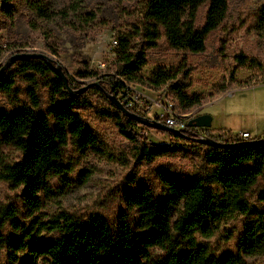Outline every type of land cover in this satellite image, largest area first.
<instances>
[{
  "label": "trees",
  "instance_id": "1",
  "mask_svg": "<svg viewBox=\"0 0 264 264\" xmlns=\"http://www.w3.org/2000/svg\"><path fill=\"white\" fill-rule=\"evenodd\" d=\"M11 1L0 0V29L2 19L12 17ZM31 4L40 17L46 16L42 0ZM227 11V0H143L138 22L119 32L116 38L114 57L107 68L111 72L80 66L75 73L77 78L99 83L100 86L88 90L98 94L107 105L99 113L111 119L120 135L133 145L137 164L149 166L159 158H172L183 152L196 157L199 165L191 174H180L167 165L157 171V182L126 179L115 191L114 197L121 208L113 218L94 214L82 220L64 215L51 221L50 230L55 236L29 244L2 236L0 244L26 249L27 258L20 264H251L249 259L264 258V211L248 200L252 189L264 178V144L252 146L249 141L222 131L218 135L208 132V137L234 147H209L194 140L197 133L192 128L182 130L183 137L169 134L189 146L149 143L139 130L144 126L126 118L104 93L117 99L116 93L125 84L153 91L168 86L177 111L203 106L209 99L189 93L193 82L185 59L175 68L154 69L145 76L147 53L156 49L161 39L175 51L205 52L208 38L221 26ZM256 20L260 28L264 26V0ZM9 48L0 44V58ZM254 61L247 63L243 55L237 56L238 67L249 66ZM18 62L14 71L9 69L0 75V95L8 97L13 107H0V181L22 189L26 206L38 209L40 194L49 181L67 170L66 147L72 144L99 151L102 143L77 113L93 106L86 97L88 90L78 97L71 96L63 81L55 76L52 65L44 59ZM235 69L225 82H220L216 93L258 85L252 78L244 82L234 80ZM63 72L70 88H81ZM40 78L50 79V107L46 111L38 84ZM17 81L27 86V105L18 106ZM8 148L19 153L17 161H5L4 150ZM258 198L264 200V192ZM12 208L7 205L0 211V232L6 215L11 216L10 221L14 217L16 212ZM235 215L250 218L235 253L222 252L208 242H200V238L212 237L224 221Z\"/></svg>",
  "mask_w": 264,
  "mask_h": 264
},
{
  "label": "rangeland",
  "instance_id": "2",
  "mask_svg": "<svg viewBox=\"0 0 264 264\" xmlns=\"http://www.w3.org/2000/svg\"><path fill=\"white\" fill-rule=\"evenodd\" d=\"M32 2L38 0H12V17L3 18L0 29V44L11 46L0 58V65L16 53H43L57 62L79 87L93 82V79H79L76 72L80 66L89 70L97 69L110 73L107 68L98 69L96 58L108 48L110 40L118 38L119 32L129 30L138 22L139 8L143 0H42L47 14L40 17ZM226 17L206 42V50L201 54L182 53L168 48L161 39L156 49L147 53V67L143 74L158 68L177 67L185 59L191 70L192 87L190 94L207 98L201 107L188 111H177L176 102L168 86L153 91L138 86L146 96L156 102L171 101L178 115L190 120L201 114L212 117V135L227 131L234 136L247 132L252 139L264 136V26L259 27L256 17L262 0H227ZM203 17V10L199 20ZM243 55L249 66L238 67L237 56ZM262 65H258V63ZM19 62L9 69L14 71ZM238 67V68H237ZM234 71V80L244 82L252 78L256 86L237 87L233 94L216 93L220 82H225ZM8 69V70H9ZM7 70V71H8ZM108 71V72H107ZM50 79L38 81L40 94L44 100L43 110L50 107ZM19 88L18 106L27 105V86L17 81ZM86 97L93 102L92 108L79 110L87 128L102 143L99 151L80 149L69 144L66 147V172L61 177L52 178L48 187L40 194L39 208L27 207L22 198V189L11 188L0 181V211L11 205L16 212L1 222L0 239L7 237L12 241L29 244L32 241L55 236L50 230L51 221L64 215L85 219L98 214L106 218L116 216L121 208L115 199L117 186L130 177L150 179L154 182L159 169L169 165L180 174H191L199 165V160L191 153H178L175 157H163L151 165L137 164L133 159V145L123 138L115 123L99 113L107 105L98 94L88 90ZM0 107L13 109L10 99L0 95ZM159 106H151L146 118L159 112ZM150 119V118H149ZM144 139L158 145L189 146L188 143L170 137L168 133L149 128H139ZM205 151V149H203ZM20 155L15 150H4L7 163L17 161ZM264 192V178L252 189L248 196L251 204L264 211V200L258 198ZM8 213L11 210L7 211ZM9 218V219H7ZM250 218L235 215L224 221L209 239L200 238L222 252H236V244ZM25 248L12 249L0 244V264H20L27 258ZM15 256V257H14ZM249 263L264 264V258L249 259Z\"/></svg>",
  "mask_w": 264,
  "mask_h": 264
},
{
  "label": "water",
  "instance_id": "3",
  "mask_svg": "<svg viewBox=\"0 0 264 264\" xmlns=\"http://www.w3.org/2000/svg\"><path fill=\"white\" fill-rule=\"evenodd\" d=\"M24 59H44L48 63H50L52 65V69H53L55 76L59 77L63 81L65 88L67 89L69 94L73 97H78L79 95L86 92L92 86H100L98 82H93V83H87L85 86L81 87L78 90H73L68 85V79L65 76L64 72L62 71V68L60 67V65L52 64L51 58H49L47 55H45L43 53L21 52V53H16V54L11 55L5 64L0 65V75H2L4 72H6L15 62H18V61L24 60ZM104 93L107 96L108 100L113 104V106H115L119 111H121L122 114L126 118L131 119V120H135L136 122H138L142 126L149 128V129H154L156 131H161V132H165L168 134H172L176 137H183L184 136V134L181 131H178V130L173 129V128H169V127L157 122L156 120L145 118V117H140L138 115H135V114L129 112L128 110H126L122 106V104L115 98V96L113 94L106 93L105 91H104ZM211 122H212V117L210 115L201 114V115H198L194 118H191L187 122V125L189 128H198V129L208 130L211 127ZM194 140L199 144L209 146V147H214V148H231V147H234V145L216 142L215 140H213L212 138H210L208 136L196 137ZM248 144L252 145V146H259V145L264 144V139L263 138L258 139V140L253 139V140L249 141Z\"/></svg>",
  "mask_w": 264,
  "mask_h": 264
},
{
  "label": "built area",
  "instance_id": "4",
  "mask_svg": "<svg viewBox=\"0 0 264 264\" xmlns=\"http://www.w3.org/2000/svg\"><path fill=\"white\" fill-rule=\"evenodd\" d=\"M116 46L117 39L113 38L110 40L108 48H106L102 54L98 56L99 58H96L95 60V65L98 69L104 70L111 64ZM124 86V88L116 93V97L122 106L129 112L146 118L152 105L159 106V112H156L154 116L149 117L150 119L156 120L157 122L178 131L189 128L187 125L188 120L176 113L174 105L170 100L159 103L150 99L142 93V91L138 90L139 87L136 85L125 84ZM192 129L197 133L196 137L208 136L209 134L206 129ZM237 138L242 141L253 140L246 132H242Z\"/></svg>",
  "mask_w": 264,
  "mask_h": 264
},
{
  "label": "crops",
  "instance_id": "5",
  "mask_svg": "<svg viewBox=\"0 0 264 264\" xmlns=\"http://www.w3.org/2000/svg\"><path fill=\"white\" fill-rule=\"evenodd\" d=\"M228 94H233V91H231V92H228ZM212 128V122H211V127H210V129H208V130H213V129H211ZM214 131V130H213ZM247 133V132H246ZM251 137V136H250Z\"/></svg>",
  "mask_w": 264,
  "mask_h": 264
}]
</instances>
